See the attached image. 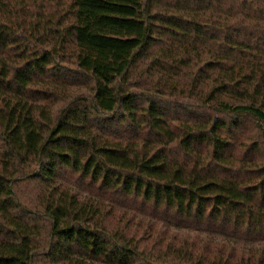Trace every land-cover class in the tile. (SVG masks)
I'll use <instances>...</instances> for the list:
<instances>
[{"label": "trees", "instance_id": "trees-1", "mask_svg": "<svg viewBox=\"0 0 264 264\" xmlns=\"http://www.w3.org/2000/svg\"><path fill=\"white\" fill-rule=\"evenodd\" d=\"M0 264H264V0H0Z\"/></svg>", "mask_w": 264, "mask_h": 264}]
</instances>
